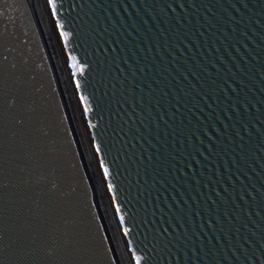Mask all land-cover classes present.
Wrapping results in <instances>:
<instances>
[{
    "label": "water",
    "instance_id": "obj_1",
    "mask_svg": "<svg viewBox=\"0 0 264 264\" xmlns=\"http://www.w3.org/2000/svg\"><path fill=\"white\" fill-rule=\"evenodd\" d=\"M132 264H264V0H44ZM32 0H0V264H119Z\"/></svg>",
    "mask_w": 264,
    "mask_h": 264
},
{
    "label": "bare ground",
    "instance_id": "obj_2",
    "mask_svg": "<svg viewBox=\"0 0 264 264\" xmlns=\"http://www.w3.org/2000/svg\"><path fill=\"white\" fill-rule=\"evenodd\" d=\"M34 7L37 12L38 21L40 25V29L43 34V38L45 40L48 39L49 42H46V45L48 47L49 54L51 58L53 59L54 67L56 70V73L59 78V83L63 89L64 96H65V102L69 110V114L71 116L72 123L74 124L76 136L78 139V143L80 144L81 150L83 152L87 167L89 169V172L91 173L94 183L97 187V195H98V201L101 208V211L104 215V221L107 225V228L109 230V235L114 243L115 251L117 253V258L119 261V264H132L130 261V257L127 253V249L125 247V244L121 237L118 234L116 225H115V218L113 214L110 212V214L105 213V209H110L108 206V200L105 197L104 191H103V185L100 180V173L98 171V168L96 167V170L93 169V163L96 166L95 159L93 158V154L89 145V142L86 137V133L84 130V127L82 125V120L80 117V114L78 113V110L76 108V100L73 92V88L71 86V83L69 81L67 71L65 68L66 73H63V65L65 67L64 61L62 59L61 51L58 46V42L55 39V33L53 31V27L50 24V16L49 12L47 10L46 4L44 0H32ZM48 15V18L46 16ZM51 25V27L49 26ZM54 33V37L52 39V34ZM46 41V40H45ZM56 42V43H55ZM55 52V54H53ZM80 130L84 133V138L80 136ZM85 140V141H84ZM85 142V143H84ZM85 145H84V144ZM101 185V186H100ZM105 200V202H104Z\"/></svg>",
    "mask_w": 264,
    "mask_h": 264
},
{
    "label": "rangeland",
    "instance_id": "obj_3",
    "mask_svg": "<svg viewBox=\"0 0 264 264\" xmlns=\"http://www.w3.org/2000/svg\"><path fill=\"white\" fill-rule=\"evenodd\" d=\"M46 16H47V18H48V15H47V14H46ZM49 26L51 27L50 24H49ZM53 37H54V33L52 34V39H53ZM45 40H46V42H49L48 39L45 38ZM55 43H56V42H55ZM53 54H55V52H54ZM63 73H64V74L66 73L64 65H63ZM79 133H80V136L82 137V139H85V138H84V133L81 132V130H80ZM84 141H85V140H84ZM84 143H85V142H84ZM84 143H83V144H84ZM84 145H85V144H84ZM93 169L96 170V166H95L94 163H93ZM100 186H101V185H100ZM104 202H105V200H104ZM105 213L109 215V214H110V209H105Z\"/></svg>",
    "mask_w": 264,
    "mask_h": 264
},
{
    "label": "snow or ice",
    "instance_id": "obj_4",
    "mask_svg": "<svg viewBox=\"0 0 264 264\" xmlns=\"http://www.w3.org/2000/svg\"><path fill=\"white\" fill-rule=\"evenodd\" d=\"M49 3L51 4L52 3V0H49Z\"/></svg>",
    "mask_w": 264,
    "mask_h": 264
}]
</instances>
